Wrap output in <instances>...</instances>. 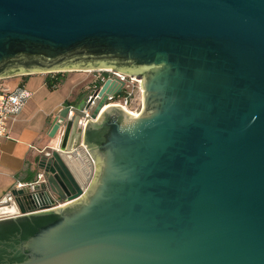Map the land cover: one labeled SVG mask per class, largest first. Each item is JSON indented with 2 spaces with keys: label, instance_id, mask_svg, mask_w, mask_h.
Returning a JSON list of instances; mask_svg holds the SVG:
<instances>
[{
  "label": "water",
  "instance_id": "water-1",
  "mask_svg": "<svg viewBox=\"0 0 264 264\" xmlns=\"http://www.w3.org/2000/svg\"><path fill=\"white\" fill-rule=\"evenodd\" d=\"M74 68L142 109L107 77L59 110L0 264H264V0H0V79Z\"/></svg>",
  "mask_w": 264,
  "mask_h": 264
},
{
  "label": "crops",
  "instance_id": "crops-1",
  "mask_svg": "<svg viewBox=\"0 0 264 264\" xmlns=\"http://www.w3.org/2000/svg\"><path fill=\"white\" fill-rule=\"evenodd\" d=\"M23 85L32 95L16 120L8 128V134L0 142V197L20 182L37 179L41 172L38 162L51 142L49 131L54 117L66 105H78L83 96L74 83H61L52 90L42 72L27 74ZM23 74L3 77L0 82L14 88L20 85ZM19 187V186H18Z\"/></svg>",
  "mask_w": 264,
  "mask_h": 264
},
{
  "label": "built area",
  "instance_id": "built-area-1",
  "mask_svg": "<svg viewBox=\"0 0 264 264\" xmlns=\"http://www.w3.org/2000/svg\"><path fill=\"white\" fill-rule=\"evenodd\" d=\"M103 72L108 73V77L124 82L122 91L120 93H116L115 96L110 98L109 104L117 103L123 106L124 108H128V110L132 111L133 113L141 111V106L140 109L135 110L129 108V106L133 104L136 91L139 90L140 93L142 92L140 80L137 77H132L131 75H128L124 72H120L113 69H106L103 70ZM31 95L32 92L24 85H17L12 88L6 83L0 82V142L2 138L7 136L10 123L17 119L19 114L22 112V110L28 103ZM94 106V103L91 102L89 106H85L80 111H77L76 105L71 104L69 114L74 116L77 115L79 118V126L84 128L88 117L92 120L94 119L92 116ZM42 177L43 174L40 173L36 180L28 181L25 183L20 182L18 186L22 187L24 185H29L33 188L38 182V180L42 179Z\"/></svg>",
  "mask_w": 264,
  "mask_h": 264
},
{
  "label": "rangeland",
  "instance_id": "rangeland-1",
  "mask_svg": "<svg viewBox=\"0 0 264 264\" xmlns=\"http://www.w3.org/2000/svg\"><path fill=\"white\" fill-rule=\"evenodd\" d=\"M106 69H112V68H74V69H64L60 71H54V72H62L65 75V78L62 83H66L64 86L67 88L71 83H74V86L76 87L77 93L81 94L86 91H91L94 89L97 85V81L99 79H103L108 75L102 74L103 70ZM45 75L51 72H42ZM127 74V73H126ZM131 75V74H128ZM107 78V77H106ZM140 80L141 85V78H138ZM143 101V91L140 93L139 90L136 91L135 98L133 100V104L129 106L130 109H140V106L142 107ZM136 107V108H135Z\"/></svg>",
  "mask_w": 264,
  "mask_h": 264
},
{
  "label": "trees",
  "instance_id": "trees-1",
  "mask_svg": "<svg viewBox=\"0 0 264 264\" xmlns=\"http://www.w3.org/2000/svg\"><path fill=\"white\" fill-rule=\"evenodd\" d=\"M27 77H28L27 74L23 75V78H22L20 85H23V83L26 81ZM106 77H108V76H106ZM106 77L103 79H99L97 81L98 87L103 83V81L106 79ZM64 78H65V75L62 72H51V73H48L46 75V83L50 89L54 90L63 82Z\"/></svg>",
  "mask_w": 264,
  "mask_h": 264
},
{
  "label": "flooded vegetation",
  "instance_id": "flooded-vegetation-1",
  "mask_svg": "<svg viewBox=\"0 0 264 264\" xmlns=\"http://www.w3.org/2000/svg\"><path fill=\"white\" fill-rule=\"evenodd\" d=\"M102 74H104L103 75V77H105V75H109L108 73H106V72H102Z\"/></svg>",
  "mask_w": 264,
  "mask_h": 264
},
{
  "label": "bare ground",
  "instance_id": "bare-ground-1",
  "mask_svg": "<svg viewBox=\"0 0 264 264\" xmlns=\"http://www.w3.org/2000/svg\"><path fill=\"white\" fill-rule=\"evenodd\" d=\"M126 110H128V108H125ZM130 113H133L132 111L128 110Z\"/></svg>",
  "mask_w": 264,
  "mask_h": 264
}]
</instances>
